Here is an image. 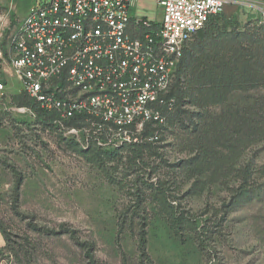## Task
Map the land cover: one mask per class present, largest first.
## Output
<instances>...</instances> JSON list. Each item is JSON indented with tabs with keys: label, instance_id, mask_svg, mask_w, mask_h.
I'll use <instances>...</instances> for the list:
<instances>
[{
	"label": "rangeland",
	"instance_id": "obj_1",
	"mask_svg": "<svg viewBox=\"0 0 264 264\" xmlns=\"http://www.w3.org/2000/svg\"><path fill=\"white\" fill-rule=\"evenodd\" d=\"M27 1L0 0V12L23 16ZM143 2L149 7L140 11L153 15V2ZM263 2L232 3L222 16L239 29L264 23L258 10ZM6 69L0 64L6 85L0 95V218L13 241L8 245L0 230V264H90V252L99 264H123L124 255L128 264H264V176L254 174L252 189L236 198L234 177L211 182L210 170L203 173L187 162L200 154L202 141H195L187 127L191 111L199 108L186 105L190 110L182 121L166 114L171 128L163 138L162 158L154 156L147 166L111 163L116 178L111 182L69 146L87 147L85 140L77 141L70 127L58 126L52 113L29 98H15L24 90ZM220 112L221 106H212L206 120ZM215 140L208 136V142ZM241 163L263 164L264 150L250 147ZM159 179L195 223L182 234L150 197L151 184ZM142 228L146 257L139 249Z\"/></svg>",
	"mask_w": 264,
	"mask_h": 264
},
{
	"label": "built area",
	"instance_id": "obj_2",
	"mask_svg": "<svg viewBox=\"0 0 264 264\" xmlns=\"http://www.w3.org/2000/svg\"><path fill=\"white\" fill-rule=\"evenodd\" d=\"M143 1L28 0L23 16L0 12V64L77 141L137 142L147 123L168 126L162 109H173L169 93L198 32L226 5L256 0H150L153 15Z\"/></svg>",
	"mask_w": 264,
	"mask_h": 264
},
{
	"label": "trees",
	"instance_id": "obj_3",
	"mask_svg": "<svg viewBox=\"0 0 264 264\" xmlns=\"http://www.w3.org/2000/svg\"><path fill=\"white\" fill-rule=\"evenodd\" d=\"M224 13L211 17L196 35L195 42H190L169 93L170 97L175 98L173 109L168 113L166 108L162 110L169 115L170 120L182 121L185 118L183 114L190 110L184 108L186 105L199 108L198 111H191V121L187 127H192L195 141H202L198 150L200 154L196 153L187 162L200 167L203 173L210 170L211 182L221 177H234L238 182L235 197L242 198L256 183L257 177L254 174L264 176V163H241L244 153L250 147L264 150V23H248L243 29H239L222 16ZM221 16L223 21L218 20ZM24 97L38 105L25 91L15 98ZM212 106H221V112L213 119L206 120L210 118L208 112ZM195 116H198L196 121ZM168 128L171 126L147 123L138 134L139 141L116 148L108 149L96 143L82 148L76 142H70L69 146L87 162L104 171L111 182H115L116 178L109 171L108 165L123 163L131 167L147 166L154 156L162 158V142ZM156 133L159 138L151 140ZM208 136L216 140L208 142ZM172 194L162 179L158 180L157 185L151 184L152 201L157 204L160 213L167 218L176 233L182 234L187 226L192 227L195 223L180 205L173 203L177 197ZM0 230L9 245L13 241L12 233L1 218ZM139 249L146 257L147 233L143 228ZM13 250L18 256L19 251ZM88 256L90 264H99L93 252L88 253ZM123 264H128L126 255Z\"/></svg>",
	"mask_w": 264,
	"mask_h": 264
},
{
	"label": "bare ground",
	"instance_id": "obj_4",
	"mask_svg": "<svg viewBox=\"0 0 264 264\" xmlns=\"http://www.w3.org/2000/svg\"><path fill=\"white\" fill-rule=\"evenodd\" d=\"M230 5V4H229ZM227 6V5H226Z\"/></svg>",
	"mask_w": 264,
	"mask_h": 264
}]
</instances>
